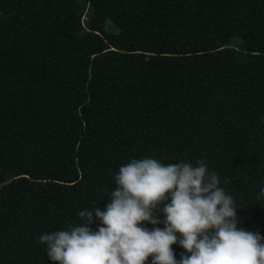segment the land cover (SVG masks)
Returning <instances> with one entry per match:
<instances>
[{
  "label": "trees",
  "instance_id": "1",
  "mask_svg": "<svg viewBox=\"0 0 264 264\" xmlns=\"http://www.w3.org/2000/svg\"><path fill=\"white\" fill-rule=\"evenodd\" d=\"M0 12V264H52L39 236L104 211L134 158L203 160L238 227L264 237V0H0Z\"/></svg>",
  "mask_w": 264,
  "mask_h": 264
},
{
  "label": "clouds",
  "instance_id": "2",
  "mask_svg": "<svg viewBox=\"0 0 264 264\" xmlns=\"http://www.w3.org/2000/svg\"><path fill=\"white\" fill-rule=\"evenodd\" d=\"M114 181L104 211L85 208L80 224L39 236L52 264H145L150 256L151 264H264V237L238 227V206L203 160L134 158ZM94 218L96 231L89 226ZM142 222L164 228L148 230ZM177 242L185 250L179 261L171 247Z\"/></svg>",
  "mask_w": 264,
  "mask_h": 264
},
{
  "label": "rangeland",
  "instance_id": "3",
  "mask_svg": "<svg viewBox=\"0 0 264 264\" xmlns=\"http://www.w3.org/2000/svg\"><path fill=\"white\" fill-rule=\"evenodd\" d=\"M81 7H82V10H83L85 6H81ZM82 19L85 20V17H83Z\"/></svg>",
  "mask_w": 264,
  "mask_h": 264
},
{
  "label": "water",
  "instance_id": "4",
  "mask_svg": "<svg viewBox=\"0 0 264 264\" xmlns=\"http://www.w3.org/2000/svg\"><path fill=\"white\" fill-rule=\"evenodd\" d=\"M3 12H0V14H2Z\"/></svg>",
  "mask_w": 264,
  "mask_h": 264
}]
</instances>
